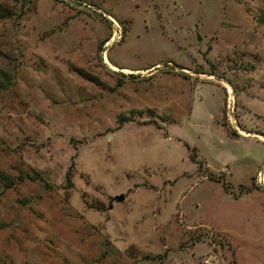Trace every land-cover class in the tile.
<instances>
[{
    "label": "rangeland",
    "instance_id": "374dc122",
    "mask_svg": "<svg viewBox=\"0 0 264 264\" xmlns=\"http://www.w3.org/2000/svg\"><path fill=\"white\" fill-rule=\"evenodd\" d=\"M1 7L0 264H264V0Z\"/></svg>",
    "mask_w": 264,
    "mask_h": 264
},
{
    "label": "trees",
    "instance_id": "16d2710c",
    "mask_svg": "<svg viewBox=\"0 0 264 264\" xmlns=\"http://www.w3.org/2000/svg\"><path fill=\"white\" fill-rule=\"evenodd\" d=\"M11 11L6 10L5 8L1 7L0 8V18L1 17H6L11 15ZM124 120V118H120L118 121ZM232 135H234V133H231ZM72 161L69 162L65 172H64V179H65V183L67 185H70L71 181H70V175H71V171H72Z\"/></svg>",
    "mask_w": 264,
    "mask_h": 264
},
{
    "label": "water",
    "instance_id": "95a60500",
    "mask_svg": "<svg viewBox=\"0 0 264 264\" xmlns=\"http://www.w3.org/2000/svg\"><path fill=\"white\" fill-rule=\"evenodd\" d=\"M112 198L114 200H116V201H119V200H121L123 198V195L121 193L115 194V195L112 196Z\"/></svg>",
    "mask_w": 264,
    "mask_h": 264
},
{
    "label": "crops",
    "instance_id": "0c3cea01",
    "mask_svg": "<svg viewBox=\"0 0 264 264\" xmlns=\"http://www.w3.org/2000/svg\"><path fill=\"white\" fill-rule=\"evenodd\" d=\"M107 62H108V61H107ZM108 64H109V65H112V64H110L109 62H108ZM112 66L115 67L114 65H112ZM115 68H116V67H115ZM115 68H114V69H115Z\"/></svg>",
    "mask_w": 264,
    "mask_h": 264
}]
</instances>
